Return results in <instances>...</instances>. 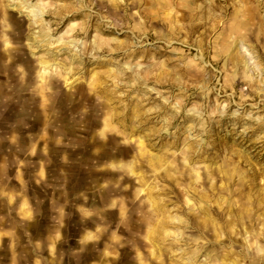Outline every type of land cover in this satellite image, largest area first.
Here are the masks:
<instances>
[{
	"label": "rangeland",
	"instance_id": "1",
	"mask_svg": "<svg viewBox=\"0 0 264 264\" xmlns=\"http://www.w3.org/2000/svg\"><path fill=\"white\" fill-rule=\"evenodd\" d=\"M0 264H264V0H0Z\"/></svg>",
	"mask_w": 264,
	"mask_h": 264
},
{
	"label": "crops",
	"instance_id": "2",
	"mask_svg": "<svg viewBox=\"0 0 264 264\" xmlns=\"http://www.w3.org/2000/svg\"><path fill=\"white\" fill-rule=\"evenodd\" d=\"M29 235L31 238H35V232L34 231H30ZM55 240H57V238Z\"/></svg>",
	"mask_w": 264,
	"mask_h": 264
},
{
	"label": "bare ground",
	"instance_id": "3",
	"mask_svg": "<svg viewBox=\"0 0 264 264\" xmlns=\"http://www.w3.org/2000/svg\"><path fill=\"white\" fill-rule=\"evenodd\" d=\"M35 22V21H34Z\"/></svg>",
	"mask_w": 264,
	"mask_h": 264
}]
</instances>
